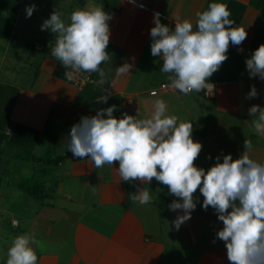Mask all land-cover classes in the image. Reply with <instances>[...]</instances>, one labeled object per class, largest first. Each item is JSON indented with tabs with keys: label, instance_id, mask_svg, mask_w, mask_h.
<instances>
[{
	"label": "crops",
	"instance_id": "crops-1",
	"mask_svg": "<svg viewBox=\"0 0 264 264\" xmlns=\"http://www.w3.org/2000/svg\"><path fill=\"white\" fill-rule=\"evenodd\" d=\"M135 1L147 9L127 0L80 1L81 10L102 5L112 17L107 48L111 59L100 65L108 81L103 85L107 93L98 83L79 86L54 75L55 43L45 38L29 51L45 54L35 63L28 86L14 77L17 60L12 61L13 76L6 74V81L0 80V125L10 127L12 139L6 142V155L0 156V264H6L12 239L25 233L35 234L32 247L38 264H229L224 242L215 238L222 222L211 206L207 211L201 207L204 198L199 190L194 193L198 199L191 218L176 230L172 221L183 212L169 210L178 198L168 194L167 186L155 178L149 184L124 182L114 169L118 162L114 168H95L89 160L73 157L65 140L82 116L115 105L113 116L118 119L124 113L147 118L160 99L167 104L168 115L192 123V139L202 145L196 167L207 170L217 157L222 162L225 154L239 158L244 140L251 141L248 155L264 162V134L254 129L257 117L248 115L252 105L264 107V81L250 78L245 65L252 51L264 44V0ZM210 3L226 4L233 26L247 32L240 46L230 43L227 60L209 78L215 86L212 95L206 96L204 90L148 95L149 89L169 81L168 74L160 71L162 58L151 55L153 14L158 12L160 22L170 28L185 19L195 25L196 13L207 10ZM17 36L15 24L9 38L0 37V62ZM125 63L132 65L129 73L118 75L117 67ZM92 76L99 80L98 73ZM252 86L258 95L246 98ZM89 91L110 95L106 103L97 102L99 96L76 102ZM128 100L134 105L127 106ZM12 150L16 152L8 157ZM16 154L21 158H14ZM31 156L47 161L39 163ZM32 177L41 180L51 196L39 199L18 188L20 179ZM138 188L149 192L150 203L131 202L129 196Z\"/></svg>",
	"mask_w": 264,
	"mask_h": 264
},
{
	"label": "clouds",
	"instance_id": "clouds-1",
	"mask_svg": "<svg viewBox=\"0 0 264 264\" xmlns=\"http://www.w3.org/2000/svg\"><path fill=\"white\" fill-rule=\"evenodd\" d=\"M34 9L35 5L25 8L26 18ZM230 16L226 4L210 3L207 10L196 13L195 25L185 19L170 28L160 22L158 12L153 14L151 55L162 58L160 71L168 74L170 88L184 95L213 92L215 86L209 78L227 60L230 43L240 46L247 38L246 30L233 26ZM111 18L102 5L90 4L73 11L69 23L53 11L40 26L42 31L55 34L51 56L74 72L98 73L99 80L93 83L101 85L105 93L103 85L108 81L100 65L111 59L107 51ZM245 65L250 78L264 81V44L252 51ZM131 67L125 63L117 67V74L129 73ZM109 95L99 96L97 102L106 103ZM257 95L252 86L246 98ZM115 109L112 105L99 109L94 116H82L71 126L65 149L75 158L89 160L95 168H114V162H118L119 167L114 169L124 182L149 184L155 178L167 186L168 194L178 198L168 205L169 210L183 212L172 221L176 230L191 218L198 199L194 193L199 190L204 198L201 207L207 211L211 206L222 222L215 238L224 242L229 264H264V162L248 155L251 141L244 140L239 158L225 154L222 162L217 157L216 163L205 170L194 165L202 145L192 139V123L168 115L163 100L157 99L151 115L142 119L127 113L118 119L113 116ZM248 115L257 117L254 129L264 134V107L252 105ZM129 199L141 205L152 201L144 188H138ZM34 243V233L15 236L7 249L6 264H38Z\"/></svg>",
	"mask_w": 264,
	"mask_h": 264
},
{
	"label": "rangeland",
	"instance_id": "rangeland-1",
	"mask_svg": "<svg viewBox=\"0 0 264 264\" xmlns=\"http://www.w3.org/2000/svg\"><path fill=\"white\" fill-rule=\"evenodd\" d=\"M20 8L15 14L16 19V33L18 36L15 42L10 46L9 51L0 64V80L6 81V74H12V61L17 60L15 64L14 77L19 76L20 82L18 84L28 86L35 70V63L40 60L45 52L29 53L33 43L42 42L44 38L49 43H55V34L50 31L41 30V24L53 11L61 14V19L65 23H69V17L75 10H81L82 0H19ZM35 5V9L30 17L26 18L25 8L27 6ZM29 44V45H27ZM0 44V55L3 54V49ZM37 46V45H34ZM7 56V61H6ZM29 57V58H28ZM49 57V56H48ZM51 61V59L49 60ZM7 69L9 71L7 72ZM18 79V80H19ZM16 150V149H15ZM18 151V150H17ZM12 150L10 154L15 153Z\"/></svg>",
	"mask_w": 264,
	"mask_h": 264
},
{
	"label": "trees",
	"instance_id": "trees-1",
	"mask_svg": "<svg viewBox=\"0 0 264 264\" xmlns=\"http://www.w3.org/2000/svg\"><path fill=\"white\" fill-rule=\"evenodd\" d=\"M19 8H20L19 0H0V37L9 38L10 35L12 34L16 20L15 14L18 12ZM32 49L33 48H31L29 51L31 52ZM67 71L68 69L61 66L60 62L57 61L55 68L53 69L54 75L58 77H65ZM93 88L94 87L91 88V91ZM101 94L102 92L100 91L94 93L90 92V94L87 92L86 96H82L83 95L82 93L77 97L76 102L79 103L82 100L92 99L94 97L100 96ZM6 128H8L11 131L9 126L5 127L0 125V156L6 155V142L12 141L10 137V131L7 134L5 133ZM7 156L12 157L13 155L9 153ZM14 158H21V157L20 155L16 154ZM31 159L39 163H45L47 161L45 160L44 157L31 156ZM17 186L21 191L28 193L32 196H35L39 199H43L51 196L50 192L46 193V189L44 188L43 182L41 180L36 179L35 177L29 179L27 178L20 179L17 182Z\"/></svg>",
	"mask_w": 264,
	"mask_h": 264
},
{
	"label": "built area",
	"instance_id": "built-area-1",
	"mask_svg": "<svg viewBox=\"0 0 264 264\" xmlns=\"http://www.w3.org/2000/svg\"><path fill=\"white\" fill-rule=\"evenodd\" d=\"M127 1L131 2V0H127ZM131 3L137 5L138 7H140V5H143L141 3L136 2L135 0H134V2H131ZM140 8L147 9V7L145 5H143V7H140ZM37 48H38V46H37ZM67 73H71V75L69 76V75L66 74L65 75V79L67 81L75 83V84H77L79 86H84L85 84L93 83V81H94L92 73L74 72L71 69H68ZM169 84H170V81H162L157 86L153 87L152 89H149L147 91V94L151 95V96H154V93H155V95H157L159 93H169V92L178 91V90H174V89L170 88ZM210 95H212V93L208 94L206 96H210ZM126 105L131 107V106L134 105V102L131 101V100H128ZM5 133L6 134L9 133V129L8 128L5 129Z\"/></svg>",
	"mask_w": 264,
	"mask_h": 264
}]
</instances>
